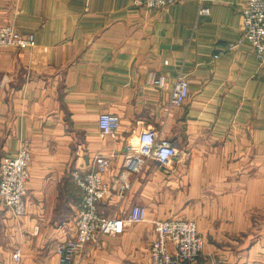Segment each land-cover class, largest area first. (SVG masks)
<instances>
[{
    "label": "crops",
    "instance_id": "crops-1",
    "mask_svg": "<svg viewBox=\"0 0 264 264\" xmlns=\"http://www.w3.org/2000/svg\"><path fill=\"white\" fill-rule=\"evenodd\" d=\"M244 1L149 11L132 0H0V24L34 37L30 48L0 50V159L31 154L26 214L0 203V264L58 263L56 245L76 234V174L96 156L111 159L100 216L141 205L146 220L87 245L76 264H151L153 222L170 219L194 221L204 241L186 264H264V61L242 37ZM150 72L167 78L164 89L146 84ZM179 76L189 96L175 107ZM102 113L119 117L115 137L100 136ZM147 127L179 154L128 175L121 198L126 148Z\"/></svg>",
    "mask_w": 264,
    "mask_h": 264
},
{
    "label": "built area",
    "instance_id": "built-area-1",
    "mask_svg": "<svg viewBox=\"0 0 264 264\" xmlns=\"http://www.w3.org/2000/svg\"><path fill=\"white\" fill-rule=\"evenodd\" d=\"M180 0H132L135 6L149 11L164 10ZM208 10L201 8L200 14ZM241 33L259 62L264 61V0H245L240 6ZM34 45L33 35H24L12 25H0L1 49H26ZM233 46L216 48L213 59L223 53L232 51ZM167 78L150 72L147 76L148 86L164 89ZM189 96V83L186 76L176 78L171 92V105L182 106ZM98 129L101 137H115L120 119L115 114L102 113L98 117ZM124 167L118 176L120 181V197L128 189L126 183L130 174L139 175L148 162L158 168L166 167L178 156V148L168 140L160 139L158 132L147 127L139 134L136 143L126 148ZM110 158L96 156L88 170L76 174L78 187L82 191V199L76 220V234L73 239L56 245L57 264H76L74 257L84 251L87 245L96 246L105 235L121 234L125 227L142 223L146 220V208L134 205L127 216L102 217L98 213V203L104 200L111 191L104 180V174L110 167ZM30 151L23 147L17 155L5 156L0 160V203L13 218L26 214L27 182L29 179ZM155 238L150 244L149 257L151 264H186L195 262L202 254L204 241L194 221L179 219L158 220L153 222ZM172 246V251L168 249ZM15 251L14 260H18Z\"/></svg>",
    "mask_w": 264,
    "mask_h": 264
},
{
    "label": "rangeland",
    "instance_id": "rangeland-1",
    "mask_svg": "<svg viewBox=\"0 0 264 264\" xmlns=\"http://www.w3.org/2000/svg\"><path fill=\"white\" fill-rule=\"evenodd\" d=\"M0 25H3V24H0ZM1 50H7V49H1ZM16 50H17V49H16ZM17 153H18V152H17ZM16 155H17V154H15L14 157H15ZM4 157H5V156H4ZM2 158H3V157H2ZM2 158H1V159H2ZM1 159H0V160H1ZM149 248H150V246H149ZM149 258H150V257H149Z\"/></svg>",
    "mask_w": 264,
    "mask_h": 264
}]
</instances>
